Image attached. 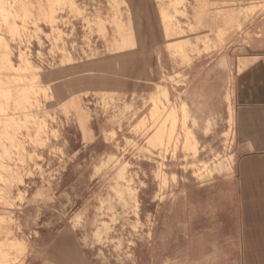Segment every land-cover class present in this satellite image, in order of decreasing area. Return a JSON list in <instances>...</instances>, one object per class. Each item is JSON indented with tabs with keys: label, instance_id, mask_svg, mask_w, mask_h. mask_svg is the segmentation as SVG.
Masks as SVG:
<instances>
[{
	"label": "rangeland",
	"instance_id": "rangeland-1",
	"mask_svg": "<svg viewBox=\"0 0 264 264\" xmlns=\"http://www.w3.org/2000/svg\"><path fill=\"white\" fill-rule=\"evenodd\" d=\"M142 3L0 0V264H172L178 183L230 172L241 129L198 126L192 61L247 38L264 0Z\"/></svg>",
	"mask_w": 264,
	"mask_h": 264
},
{
	"label": "crops",
	"instance_id": "crops-1",
	"mask_svg": "<svg viewBox=\"0 0 264 264\" xmlns=\"http://www.w3.org/2000/svg\"><path fill=\"white\" fill-rule=\"evenodd\" d=\"M142 1L134 0L138 9ZM149 16L140 40L156 52L158 33ZM192 66L199 73L193 95L203 98L191 101L198 126L220 111L228 127L232 112L241 134L230 172L205 183H178L169 210L164 207V224L170 223L164 229H176V249L164 238V254L167 247L172 264H264V19L250 24L248 37L226 46L223 55L196 56Z\"/></svg>",
	"mask_w": 264,
	"mask_h": 264
}]
</instances>
